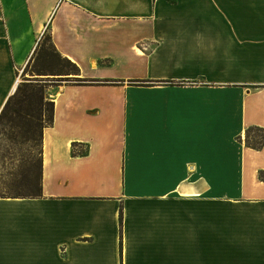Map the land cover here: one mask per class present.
<instances>
[{
	"label": "crops",
	"instance_id": "obj_1",
	"mask_svg": "<svg viewBox=\"0 0 264 264\" xmlns=\"http://www.w3.org/2000/svg\"><path fill=\"white\" fill-rule=\"evenodd\" d=\"M45 32L86 83L46 91L0 264H264V0H0V113Z\"/></svg>",
	"mask_w": 264,
	"mask_h": 264
},
{
	"label": "trees",
	"instance_id": "obj_2",
	"mask_svg": "<svg viewBox=\"0 0 264 264\" xmlns=\"http://www.w3.org/2000/svg\"><path fill=\"white\" fill-rule=\"evenodd\" d=\"M46 43H48V47ZM27 67H29L31 75L65 76L64 80L67 83L76 85H85L86 83V80L79 77L78 67L55 50L48 32L41 36ZM68 68L74 72L72 75H75L76 78L67 77L71 75ZM44 89L45 86L38 81L18 84L0 113V125H7L10 131L19 134L25 142L30 144L31 150L29 167L25 174H20L25 183L19 184L21 181L16 180L12 186L16 189L15 193L0 197L29 198L41 195L42 130L51 125L54 109L53 102L44 96ZM245 145L252 149H260L264 145V130L260 128L248 129L245 133ZM76 147L77 144H72L73 156L86 153L85 150L77 151ZM35 152L38 156L36 160L34 159Z\"/></svg>",
	"mask_w": 264,
	"mask_h": 264
},
{
	"label": "rangeland",
	"instance_id": "obj_3",
	"mask_svg": "<svg viewBox=\"0 0 264 264\" xmlns=\"http://www.w3.org/2000/svg\"><path fill=\"white\" fill-rule=\"evenodd\" d=\"M46 46L48 47V43H46ZM29 70V67L26 68L25 66L17 72L19 84L38 81L45 86L44 96L47 99L46 91L50 87H58L67 83L64 80L65 76L31 75ZM68 70L71 75L67 77L76 78L75 75H72L74 72L70 68ZM36 152L35 160L38 157ZM30 155V144L25 142L16 132L10 131L7 125H0V196L15 193L16 189L12 186L16 180L21 181L19 184L25 183L20 174L26 173L29 167V160L31 159Z\"/></svg>",
	"mask_w": 264,
	"mask_h": 264
}]
</instances>
